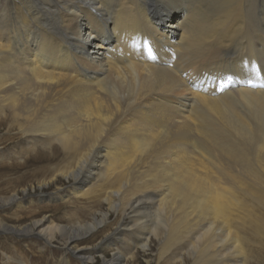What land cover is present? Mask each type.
I'll list each match as a JSON object with an SVG mask.
<instances>
[{
	"label": "bare ground",
	"instance_id": "bare-ground-1",
	"mask_svg": "<svg viewBox=\"0 0 264 264\" xmlns=\"http://www.w3.org/2000/svg\"><path fill=\"white\" fill-rule=\"evenodd\" d=\"M251 71L264 80V0H0V146L24 140L7 154L46 164L37 187L68 180L87 200L68 225L0 228L58 233L84 264L110 246L102 264H125V241L179 264H264ZM228 75L241 85L215 95ZM99 227V245H77Z\"/></svg>",
	"mask_w": 264,
	"mask_h": 264
},
{
	"label": "rangeland",
	"instance_id": "rangeland-1",
	"mask_svg": "<svg viewBox=\"0 0 264 264\" xmlns=\"http://www.w3.org/2000/svg\"><path fill=\"white\" fill-rule=\"evenodd\" d=\"M21 140L15 139L13 142L6 140L5 144H10L5 145L7 146L5 148L0 146V197L16 194L17 199V202L0 206V219L11 227H19L31 224L33 220L46 216L49 218L48 224L68 225L71 223L68 220L69 216L74 217V214L76 216L77 209L81 204L83 206L87 200L73 196L72 183L68 180L37 187L42 178L40 173L46 164L34 161L29 157L24 159V162L23 157L19 154V157L16 158L7 154L8 150L20 153L23 148L21 144L25 145L24 140ZM15 144L17 146H14ZM35 149L36 152L43 153L44 151L40 146ZM56 188L59 189L56 190ZM54 192L58 193L61 199L55 200L54 198L52 201H47L48 196ZM14 205H19V207ZM102 210L107 211L105 207H102ZM117 219L118 215H111L109 225H114ZM86 220L88 219L86 218ZM97 229H99L96 230L97 232L80 238L77 245L80 247H92L96 243L99 245L106 233L103 232L104 228L102 227ZM55 236L54 240L47 242L36 232L18 235L0 228V264H84L75 254L63 249L64 238L61 235L55 233ZM150 246L151 248L145 253L137 252L131 249L125 241L122 246H119V249L120 252L126 254L125 264H179L175 258L159 259L157 242H151ZM113 254L115 253L111 246L104 248L101 254L94 256L90 264H102L103 257L110 259Z\"/></svg>",
	"mask_w": 264,
	"mask_h": 264
}]
</instances>
